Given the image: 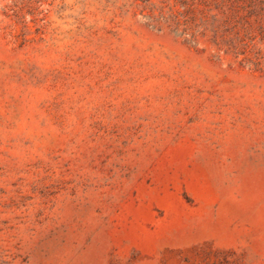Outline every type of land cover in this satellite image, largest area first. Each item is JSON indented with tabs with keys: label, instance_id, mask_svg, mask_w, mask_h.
I'll use <instances>...</instances> for the list:
<instances>
[{
	"label": "rangeland",
	"instance_id": "obj_1",
	"mask_svg": "<svg viewBox=\"0 0 264 264\" xmlns=\"http://www.w3.org/2000/svg\"><path fill=\"white\" fill-rule=\"evenodd\" d=\"M0 264H264V0H0Z\"/></svg>",
	"mask_w": 264,
	"mask_h": 264
}]
</instances>
